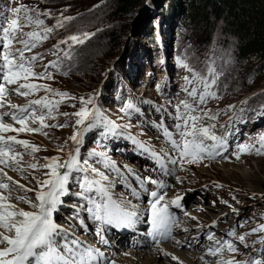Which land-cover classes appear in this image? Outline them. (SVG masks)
<instances>
[{
    "label": "rangeland",
    "instance_id": "obj_1",
    "mask_svg": "<svg viewBox=\"0 0 264 264\" xmlns=\"http://www.w3.org/2000/svg\"><path fill=\"white\" fill-rule=\"evenodd\" d=\"M123 1L0 0V12L11 16L10 9L20 3L38 7L41 11L51 13V17H41L49 27H54L56 19L61 17V14L74 18L63 28L54 27L47 40L25 53L26 56L45 54L43 60L35 64L34 71L37 73L44 71V65L58 59L51 53L54 51L53 45L61 39H67L69 35L93 34L84 43L72 46L71 59H60V72L50 69L53 77L51 80L35 79L31 82L48 85L55 91L67 92L77 98L93 96L102 119L107 118L121 126L130 125L129 128L118 129L123 135L105 134L106 129L102 125L85 132L79 145V157L82 164L84 159H88V166L97 168L99 172V168L105 166L107 157L111 159L112 165L124 161L118 155H108L111 150L114 152L122 145L121 147L127 146L126 151L133 153L134 158L137 154L143 155L142 157L138 155L131 165L140 162L139 169L146 176H155V166L151 164L149 158H145L151 157V153L143 151L138 143L132 146L133 140L128 138L129 135L142 141L157 154H160V150L168 152L166 147L170 144L167 145L162 140L150 125V121H158L159 116L167 112L173 114L175 105L180 101L186 99L190 101L187 93L183 91L186 86L184 77L189 73L177 63L178 58L184 59L202 73H206V62L210 64L215 61L213 66L223 73L218 86L213 88L217 98H209L201 108L210 115H216L217 119L205 120L203 123L215 124L214 133L221 126L227 139L239 136L241 145L253 147L251 151L245 152L232 150L228 155L230 160L210 161L204 158L197 163L189 164L186 160L182 163L179 176L175 180L176 186L168 197L173 198L178 193H187V210L182 219L191 230L179 229L178 233L173 232V237L180 241L182 239L177 245L180 246L179 252L188 251V246L194 244V240L199 242L192 251L199 255L193 264H220L221 261L233 258V254L227 250L215 256L204 254V249L200 248V245L205 243L207 226L213 227V231L218 230L220 237L230 230H235L236 237L226 235L238 248L235 259L264 261V245L258 242L264 238V233L252 232L253 229L264 225V155H257L255 151L260 148L259 137L264 135V59L255 56L238 58L236 41L224 32L222 22L213 21L210 27L198 29L200 27L191 22L188 15V7L192 0H176L173 8L177 9L174 12L170 10L174 0H130L133 5L125 14H119L117 8ZM30 30L32 29H23L25 32ZM60 48L69 50L68 46L63 44ZM60 55L62 57L63 52ZM14 87L16 86H9V89ZM45 95L47 93L43 90L36 91L28 97L9 95L8 101L25 106L30 100L40 99ZM49 99L57 101L61 98L49 96ZM129 102H132L139 111H123ZM79 107V99L65 97L54 110L53 115L56 118L47 119L45 123L66 124V127H47L43 129L47 135L19 133V139L27 140L29 144L39 149L34 158L23 155L25 162L23 166L26 167L27 162H36L38 168H27L24 173L26 178L10 169H5L7 175L28 188H33L38 180L47 179L45 173L49 169L39 167L45 163V158L58 156L61 162L77 147L69 137L78 130L75 125L77 118L72 113ZM6 109L7 107L0 109V112ZM63 113H69V116L66 117ZM5 122L13 123L10 120ZM14 126L19 127L18 124ZM30 126L39 125L37 123ZM60 148H63V151H60ZM17 150L22 154L24 152L19 146ZM93 152L103 155L90 156ZM233 152L235 154L232 155ZM167 157L164 156V161L170 164ZM220 165L227 170L230 169L231 173L220 169ZM242 169L249 175L248 178L241 173ZM106 182L114 187L112 190L114 195L121 197L111 180ZM17 194L23 192H13V196ZM28 195L31 197L33 193L30 192ZM12 202L16 203L15 200ZM19 207L31 210L25 204H19ZM240 235L246 237L244 244L237 238ZM184 239H189V242L184 244ZM170 243L171 241L130 252L145 253V257L155 256L158 264H162L163 261L166 264H191L190 260L181 261L179 258L178 261H174L169 253L164 260H160L159 256L167 253L163 252L160 246L168 247ZM128 255H131L129 251L121 253L112 264H130Z\"/></svg>",
    "mask_w": 264,
    "mask_h": 264
},
{
    "label": "snow or ice",
    "instance_id": "obj_2",
    "mask_svg": "<svg viewBox=\"0 0 264 264\" xmlns=\"http://www.w3.org/2000/svg\"><path fill=\"white\" fill-rule=\"evenodd\" d=\"M11 16L3 15L0 12V109L7 107L10 111L0 112V264H97V257L101 256L97 249L85 246L79 239H69L68 234L63 231L58 223L54 221V213L57 212L58 206L62 203L61 197L69 194V178L73 171L85 173L82 182L79 183L81 192L76 195L83 196L87 200L88 206L85 211L89 213L95 221L102 224L113 226H131L137 213L126 210L120 203L115 202L109 195L107 187L102 186L101 181L107 180V177L98 171L97 168L88 166V159H84L83 164L79 159L80 147L85 132L95 126L102 125L108 135L120 134L118 129L121 127L129 128L130 125H117L107 118L102 119L100 109L95 105L93 96L75 97L70 96L67 92L53 90L48 85L32 83L35 79L51 80L52 73L50 69H56L60 72V59H71L70 49L73 45L82 44L90 38L92 33H83L82 35H69L67 39H61L53 45L52 55L57 56V60L50 61L44 65V71L35 72L37 61L43 60L45 54H33L26 56V52L35 49L42 41L47 40L49 34L55 28H63L74 18L63 16L56 19L54 27L45 24L41 17H51L48 11H41L38 7H29L20 3L17 7L10 9ZM24 28H30V31H23ZM71 42V43H69ZM67 45L69 50H62L60 45ZM19 45V47H16ZM61 52L63 56L61 57ZM177 63L189 73L184 77L186 86L183 91L187 93L189 100H182L175 105V114L172 116L174 123L172 129L179 139L173 137V132L163 124L158 126L164 138L170 143L172 150L178 156L167 157L171 164L178 165L182 161L189 164L202 161L204 158H214L227 151L228 145L226 137L218 136L213 129L215 124L205 125L203 121H215L216 115H210L201 108L209 98H217V93L213 88L218 86L222 72H219L213 65L206 62V73H202L190 66L184 59L178 58ZM66 75L67 73H61ZM15 85L11 91L17 95L28 97L36 91L43 90L47 95L40 99L30 100L25 106H18L8 101L9 86ZM49 96H58L61 99L52 101ZM68 97L72 100L79 99L80 107L72 113L77 119L75 125L76 131L69 137L77 147L74 152L67 155V159L60 162V157L55 156L45 158V163L39 167L49 169L45 175L48 177L44 180H38L33 188L14 181L7 175L5 169H10L24 176L27 168L37 169L38 163L27 162L23 166V155L33 156L39 149L27 140L19 139V133H41L47 127L63 128L66 124L48 125L47 119H55L54 110ZM91 105V107H89ZM75 107V105H73ZM125 112L129 110L139 111L132 102L127 103L122 109ZM69 116V113H63ZM171 115V114H170ZM5 117H9L13 123H6ZM38 127H31L37 124ZM18 124L19 127L14 125ZM83 125L81 128L80 126ZM8 133H17V135H8ZM134 143L139 147L150 152L151 155L160 162L163 169V159L161 154H157L153 149L147 147L144 143L136 141L130 136ZM210 141L211 143H207ZM260 148H257V155H264V135L259 137ZM21 147L24 149L23 154L17 150ZM252 145H241L239 151H251ZM63 151V148L59 149ZM101 153H90V156H101ZM163 155H167L166 153ZM239 159V156H237ZM99 162V161H98ZM111 162L105 158V166ZM115 167V165H111ZM60 169H64L63 172ZM91 172L100 177V179H89L87 173ZM142 183L155 184L158 189L164 185L158 180L150 178ZM95 186V187H94ZM93 190L99 195L100 202L96 198L86 195ZM23 192L13 196V192ZM147 192V188H145ZM33 193L29 196L28 193ZM150 218L152 231L149 235L154 240L167 238L170 235L175 218L169 212V204L162 203L165 197L158 191L149 193ZM182 197L177 196L170 201V204L176 208L181 207ZM15 200L16 203L12 201ZM19 204H25L31 210L19 207ZM194 219V218H193ZM253 233H264V225L252 230ZM103 240L102 231L97 232ZM226 235L236 237L235 230H230ZM208 240L214 241L218 247L210 248V255H217L227 250L233 254V258L221 261L220 264H264L260 259H249L247 261H238L235 255L238 253L236 244L223 239L217 240L213 235H208ZM241 244L245 243L246 237L240 235L237 237ZM264 245V238L258 241ZM245 247L247 245L245 244ZM165 255H169L165 253ZM178 261L175 256L171 257Z\"/></svg>",
    "mask_w": 264,
    "mask_h": 264
},
{
    "label": "trees",
    "instance_id": "obj_3",
    "mask_svg": "<svg viewBox=\"0 0 264 264\" xmlns=\"http://www.w3.org/2000/svg\"><path fill=\"white\" fill-rule=\"evenodd\" d=\"M175 4L176 0L170 7L173 12L177 9L173 8ZM132 5L130 0H124L117 11L125 14ZM188 15L191 22L200 27L198 29L210 27L213 21L222 22L224 32L236 41L238 58L255 56L264 59L263 0H192Z\"/></svg>",
    "mask_w": 264,
    "mask_h": 264
},
{
    "label": "bare ground",
    "instance_id": "obj_4",
    "mask_svg": "<svg viewBox=\"0 0 264 264\" xmlns=\"http://www.w3.org/2000/svg\"><path fill=\"white\" fill-rule=\"evenodd\" d=\"M220 169L226 171V173H228V174L231 173V170L230 169L227 170L223 165H220ZM240 170H241V168H240ZM247 172H249V171H247ZM241 173L246 178H248L249 175L246 174V171L245 170L241 171ZM243 179H245V178H243ZM243 181H245V180H243ZM178 232H179V230H176V233H178ZM170 244L171 245L168 246V247L167 246H160V248H162L161 250H163V252L166 251L167 253H169L171 255V257L172 256H175V257L179 258V260H181V261L190 260L191 261V264H193L192 262L195 261V260H197L199 258V255H197L196 253H193L192 252L196 248L192 249V247L188 246V249L190 251L189 250L188 251L186 250V251L179 252L178 249H179L180 246H177V245L176 246H173V242H171ZM129 253H131V255H128V259L131 261V262H129L130 264H158V260L156 259L155 256H153V257L146 256L145 257L146 254L145 253H141V252L140 253H134V252H130L129 251ZM166 257H167V255L161 254L159 256V259L160 260H164V258H166ZM162 264H166V263L163 261Z\"/></svg>",
    "mask_w": 264,
    "mask_h": 264
}]
</instances>
